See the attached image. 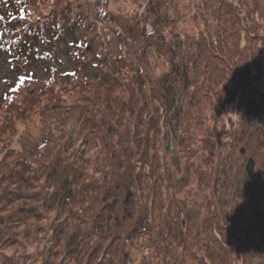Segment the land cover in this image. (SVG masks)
<instances>
[{
    "label": "rangeland",
    "instance_id": "rangeland-1",
    "mask_svg": "<svg viewBox=\"0 0 264 264\" xmlns=\"http://www.w3.org/2000/svg\"><path fill=\"white\" fill-rule=\"evenodd\" d=\"M255 1L240 21L243 0H32L59 25L31 43L0 0V264H264V66L227 52L264 60ZM224 21L204 73L197 40ZM39 84L64 94L62 122L8 124ZM95 91L118 100L80 133L74 98Z\"/></svg>",
    "mask_w": 264,
    "mask_h": 264
},
{
    "label": "trees",
    "instance_id": "trees-1",
    "mask_svg": "<svg viewBox=\"0 0 264 264\" xmlns=\"http://www.w3.org/2000/svg\"><path fill=\"white\" fill-rule=\"evenodd\" d=\"M7 1L8 0H1V2L4 6H9V5H7ZM12 2H13V8L8 11V15H7L9 22L14 24L11 31L16 30L18 32L21 30L20 26L22 24H25L24 28L26 29L27 32H29L31 34L30 38L34 37L31 39V43H32L36 39L38 42V39L41 38L43 36V34L46 32V28H50V30H57V25H59V23L55 21V17L53 18L52 21H43V20L47 19V17L45 16L44 13L37 12L35 14V16H33V10L31 8V5L33 7L32 0H12ZM242 3L246 6V14L243 15V17L240 18L239 20L240 21L241 20L242 21L243 20L252 21L251 19L254 18L258 12L257 11V8H258L257 2L255 0H243ZM23 6L26 7L25 12L28 14L26 19L24 17L25 12H23L24 10L22 11ZM7 8L9 9V7H7ZM233 15H236V14L234 13ZM260 15H261V18L264 20V12L260 13ZM248 17H252V18L250 19ZM56 20H57V18H56ZM255 21L256 20H254V23H255ZM72 22L76 23V12H74L72 15ZM228 24H229L228 21H224V22L220 23V25H218V26L215 25L214 26V28H216L215 32L213 30L210 34H208L202 38H199L197 40L198 50L200 52V56L203 59L202 63H203L204 69H202V72L205 73V72H209L210 70H213V71L218 70V68L214 64L209 63V60H208V57L206 55L205 50L203 51L204 56L202 55V47L204 46V43L208 42V41L214 46V43L212 41V37H214L215 41H217V42H223L225 39H224V37L220 36L221 33H223V30H222L223 28H221V26L226 27V26H228ZM249 24H251V22L248 23V28L251 27ZM72 25L74 26L73 23H72ZM24 28L22 30H24ZM61 30H58V34H60L59 32ZM205 30H203V31H205ZM215 33H216V35H215ZM216 36H217V38H216ZM256 39H260L261 41L264 42V38H259L258 35L255 38V40ZM249 42L250 41L246 40V43L243 44L241 39L239 41L234 40V41H232L233 49L227 50V52L231 56H239L240 59H243L246 61V67L248 68V71H247L248 74L250 71V66L252 68H255V70L259 71V72L262 70V66H264V60H263V57H261L260 52H258L257 58L255 60L252 59V61H254V62L247 61L248 59L246 58V56L251 49V46H250L251 43L249 44ZM218 49H219V51H221L220 47ZM235 61H236L235 57H232L233 69H235V71H236L238 67L234 68V65L236 64ZM54 74H55V72H54ZM248 74H246L247 75L246 77L249 76ZM233 83H236V80ZM29 84H31V82H29ZM52 87L53 86H45L44 84H39L36 89L32 88L29 92V96L25 97L24 100L21 101L20 103H17V105L15 106V111L12 110L13 114L9 113L10 115L7 117L8 124H10L12 122L13 115H15L14 118H16V119L30 120L33 116H35L37 114H39L41 117H43V116L47 117L48 114L52 113V112H53L52 113L53 118H56L55 120L61 121L60 117L58 118V116L59 115L62 117L66 116L65 112H63V108H64L63 99H66V98L61 97L64 94L62 92H60L59 90H55ZM207 87H208V85H207ZM233 88H234V86L231 87V89L223 88V94H222L223 95L222 96L223 107L228 105V103H227L228 97H229V94L231 95V91L233 90ZM243 92H244V90H243ZM246 92H247V90H246ZM250 92H252V91L250 90ZM69 95H71V94H69ZM99 95H101V93L96 92V91L92 93V96H90L89 94L83 93V95L81 96L80 99L83 98L87 101V104L85 106L79 104L82 101L79 99V95H77L74 98V100H75L74 106L80 109L81 115H82V119L79 122L80 133L83 130L87 129L86 128L87 125L91 126V128H92L91 130H95L96 127L100 126V123L98 120L101 117V115L102 114H103V116L105 114L110 115V112H112V110H111L112 108L108 102L109 101L116 102L118 100V98L114 97L113 95L102 94L103 98H100ZM35 97H37V99H38L36 102H35V99H36ZM71 100H72V98H71ZM11 101H12L11 99L8 100L7 104H10ZM37 102L38 103L42 102L41 107L38 109L35 108V104ZM128 105H129V103H128ZM82 110L85 111L86 114H83ZM35 111H37V112L35 113ZM80 111L77 109L72 110L70 112L71 117L79 115ZM56 112L57 113L59 112V115H57ZM218 116H221V114H218ZM217 123H218V121H217ZM69 124H70V122H69ZM214 130H215V127L213 126L212 130L211 131L209 130V132H214ZM88 136H89V133L87 130V133L85 132L84 134H82V139H84V138L87 139ZM217 136H218V134H217ZM77 151H78V149L76 148V152ZM251 161L253 162V167H254V161L252 159H251ZM246 169L248 170L247 166H246ZM6 264H20V263L17 261H13L11 263H6Z\"/></svg>",
    "mask_w": 264,
    "mask_h": 264
},
{
    "label": "water",
    "instance_id": "water-1",
    "mask_svg": "<svg viewBox=\"0 0 264 264\" xmlns=\"http://www.w3.org/2000/svg\"><path fill=\"white\" fill-rule=\"evenodd\" d=\"M241 152H243V149L241 150ZM252 167H253V162H252L251 160H249L247 168H248L249 170H251Z\"/></svg>",
    "mask_w": 264,
    "mask_h": 264
}]
</instances>
